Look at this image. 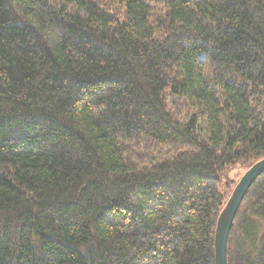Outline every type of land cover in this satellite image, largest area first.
<instances>
[{"label": "trees", "instance_id": "obj_1", "mask_svg": "<svg viewBox=\"0 0 264 264\" xmlns=\"http://www.w3.org/2000/svg\"><path fill=\"white\" fill-rule=\"evenodd\" d=\"M263 158L264 0H0V264H215ZM227 264H264V173Z\"/></svg>", "mask_w": 264, "mask_h": 264}, {"label": "water", "instance_id": "obj_2", "mask_svg": "<svg viewBox=\"0 0 264 264\" xmlns=\"http://www.w3.org/2000/svg\"><path fill=\"white\" fill-rule=\"evenodd\" d=\"M264 173V158L241 176L217 220L214 241V263L227 264L228 240L238 210L253 183Z\"/></svg>", "mask_w": 264, "mask_h": 264}, {"label": "rangeland", "instance_id": "obj_3", "mask_svg": "<svg viewBox=\"0 0 264 264\" xmlns=\"http://www.w3.org/2000/svg\"><path fill=\"white\" fill-rule=\"evenodd\" d=\"M243 171L244 168L240 167V165H237L234 168L229 169L227 175L234 181H237L243 174Z\"/></svg>", "mask_w": 264, "mask_h": 264}]
</instances>
